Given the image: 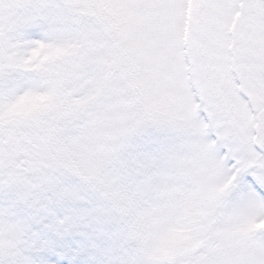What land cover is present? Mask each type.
Here are the masks:
<instances>
[{"label": "snow or ice", "instance_id": "snow-or-ice-1", "mask_svg": "<svg viewBox=\"0 0 264 264\" xmlns=\"http://www.w3.org/2000/svg\"><path fill=\"white\" fill-rule=\"evenodd\" d=\"M0 264H264V0H0Z\"/></svg>", "mask_w": 264, "mask_h": 264}]
</instances>
